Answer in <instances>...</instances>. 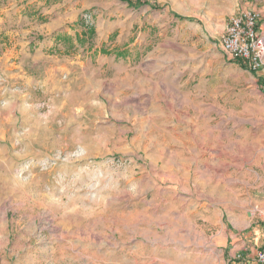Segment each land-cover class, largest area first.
<instances>
[{"label":"rangeland","instance_id":"374dc122","mask_svg":"<svg viewBox=\"0 0 264 264\" xmlns=\"http://www.w3.org/2000/svg\"><path fill=\"white\" fill-rule=\"evenodd\" d=\"M41 2L0 0V264H256L264 71L219 44L264 0H78L40 54Z\"/></svg>","mask_w":264,"mask_h":264},{"label":"built area","instance_id":"2783aa9c","mask_svg":"<svg viewBox=\"0 0 264 264\" xmlns=\"http://www.w3.org/2000/svg\"><path fill=\"white\" fill-rule=\"evenodd\" d=\"M219 45L228 60L241 62L248 72L264 71V31L257 12L244 9L231 16ZM254 262L264 264V247L254 253Z\"/></svg>","mask_w":264,"mask_h":264},{"label":"crops","instance_id":"0c3cea01","mask_svg":"<svg viewBox=\"0 0 264 264\" xmlns=\"http://www.w3.org/2000/svg\"><path fill=\"white\" fill-rule=\"evenodd\" d=\"M41 1H42L40 3L41 6L38 8V10H36L38 11L37 13H35L34 15H29L30 17L28 18L25 16L26 21H30L36 17L37 18L43 17V23L40 25H37L36 20L33 21L36 25L35 29L38 30L39 33L43 32V34L46 35V38H48L39 45L38 53L40 52V54H42L41 52L42 49H44L48 43H49V48H51L50 45H54L53 44L54 42L57 41L60 43L61 39L65 41L66 36H68L67 38L69 43H73L72 45H74V47L71 48V51H75V49L78 46L77 39L81 37V32H80L81 30L78 31L76 28L72 30L71 27H73L74 25L70 24L68 25L69 27H67L66 23L69 22L75 23L78 20L79 13L81 11L78 8V0H70L69 2H66L67 0H48V1L41 0ZM47 3L48 5H46ZM9 9L10 11H12L13 6L9 7ZM23 9L25 10L24 11L25 15H28V13L26 12H28V10L30 12L31 7L25 4ZM95 31H98V29L95 28ZM38 53H36V55ZM183 164L184 162L180 163V165ZM215 189L219 190L220 184H217Z\"/></svg>","mask_w":264,"mask_h":264},{"label":"trees","instance_id":"16d2710c","mask_svg":"<svg viewBox=\"0 0 264 264\" xmlns=\"http://www.w3.org/2000/svg\"><path fill=\"white\" fill-rule=\"evenodd\" d=\"M121 1L127 3L129 6H133L134 4H138V5H140V3H141V0H134L135 3H133L132 0H121ZM233 63H236V64L240 65L241 67L243 66V65L241 64V62H239V61H237V60L233 61ZM259 81H260V80H259Z\"/></svg>","mask_w":264,"mask_h":264}]
</instances>
